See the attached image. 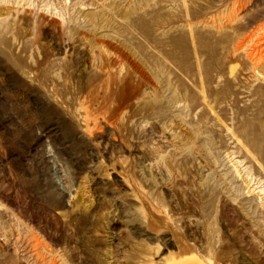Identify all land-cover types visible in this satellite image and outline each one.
<instances>
[{
	"label": "rangeland",
	"instance_id": "rangeland-1",
	"mask_svg": "<svg viewBox=\"0 0 264 264\" xmlns=\"http://www.w3.org/2000/svg\"><path fill=\"white\" fill-rule=\"evenodd\" d=\"M263 167L264 0H0V264H264Z\"/></svg>",
	"mask_w": 264,
	"mask_h": 264
},
{
	"label": "bare ground",
	"instance_id": "bare-ground-1",
	"mask_svg": "<svg viewBox=\"0 0 264 264\" xmlns=\"http://www.w3.org/2000/svg\"><path fill=\"white\" fill-rule=\"evenodd\" d=\"M190 21V20H189ZM104 23H105V25H103L104 26V28L106 27H112V22H110V19H108L107 18V20H104ZM196 23V22H195ZM194 21H193V23L191 22L190 24H189V27H191V26H194ZM103 24V23H102ZM101 28H102V26H100ZM99 27V28H100ZM108 29V28H107ZM190 31H191V39H192V42H193V44H195V39H196V37H195V35H194V31H193V29L192 28H190L189 29ZM189 31V32H190ZM193 31V32H192ZM131 35V34H130ZM108 36V35H107ZM200 38V37H199ZM133 42V41H132ZM198 42V41H197ZM111 43V42H110ZM108 45V44H107ZM111 45V44H110ZM112 46V45H111ZM111 48V47H110ZM117 48H119V47H117ZM93 49V48H92ZM200 52V51H199ZM96 54V53H95ZM122 54V53H121ZM139 54V53H138ZM193 56H194V60H195V64L196 65H198V63H199V57H198V53H197V49H196V47H193ZM128 55V54H127ZM170 56H171V59H172V61L173 62H175L174 60V57H173V55L172 54H169ZM94 57V56H93ZM109 57V56H108ZM130 57V56H129ZM129 57H126V58H129ZM36 58V57H35ZM153 58H150V60H152ZM94 61L95 62H97V64H98V69L102 72V73H104L107 69H108V67L109 66H111V64L113 63V60L111 59V58H105L104 56H103V53H101V51H99L98 50V53H97V55H96V57H94ZM130 62V61H129ZM40 63H42V61L40 62ZM133 63V62H132ZM131 63V64H132ZM135 63V62H134ZM130 64V65H131ZM146 64V63H145ZM110 68V67H109ZM131 68H133L132 70H131V72H129L128 73V75L127 76H125L124 78H123V80L121 81V82H116L115 83V85H117L116 86V89H115V91L114 92H104V94H103V97H102V101H99L98 100V93L97 92H95V89H89L88 91H86L85 93H83L82 94V98H80V99H77V100H79V106H80V108H82V109H84V111H85V113H86V115H85V117H83V121L84 122H86V123H90L91 121H92V123H97L98 122V120H99V116H94V117H92L91 116V113L93 112V111H99V110H101V112L102 111H104V112H102L101 113V119L102 120H104L105 122H107V123H117V121L119 120V114L123 111V110H125V109H127V108H129V107H131L132 105H133V101H134V99L137 97V95L140 93V90H141V86H142V84H144L145 82H148V81H151V78H150V76L148 75V73H147V70L145 69V66L142 64V63H136V64H134L133 66H131ZM197 68H198V66H197ZM233 69V68H232ZM50 71V70H49ZM233 71V70H232ZM44 72V71H43ZM55 73V72H54ZM134 73L136 74V78L134 77ZM43 75V74H42ZM112 75V74H111ZM194 75H195V73H194ZM200 76V75H199ZM88 81H86L85 83H82L81 82V85H83V87H85V88H87V87H91V86H93V82L94 81H92V80H90V79H87ZM117 80V79H116ZM114 81V80H113ZM73 83V82H72ZM165 83H167L168 84V88H170V85L172 84V83H170V81H169V79H167V81H165ZM73 86V85H72ZM111 87V86H110ZM167 88V89H168ZM76 97V96H75ZM172 100L174 101V103L175 104H178L179 102H180V100L177 98V92H175V90H174V92L172 93ZM104 101H106V103H104ZM105 105H106V107H105ZM96 107V108H95ZM106 109H105V108ZM143 107H145V106H143ZM245 144V143H244ZM248 147V146H247ZM246 148V147H245ZM244 148V149H245ZM186 149V148H185ZM211 150V152H212V149H210ZM246 151H248L249 150V152L251 151L250 149H249V147L248 148H246L245 149ZM249 152H247V153H249ZM254 154H255V156H256V153H254L253 152V156H254ZM250 155V154H249ZM212 156H213V154H212ZM217 157V156H216ZM215 157V158H216ZM256 157H259V156H256ZM182 158V157H181ZM216 159H218V158H216ZM256 159V158H255ZM259 159V158H258ZM260 160V159H259ZM184 161V160H183ZM217 161V160H216ZM261 161V160H260ZM259 161V162H260ZM257 161H255L254 163H256ZM261 163V162H260ZM257 164V163H256ZM263 164V163H262ZM186 165V164H185ZM190 165V164H189ZM258 165V164H257ZM263 165H261L260 167H262ZM264 168V167H263ZM249 169H247V171H248ZM251 170V169H250ZM262 170V169H261ZM252 172V171H251ZM248 174V173H247ZM251 173H250V171H249V175H250ZM249 178V177H248ZM252 178H253V175H252ZM251 180V179H250ZM243 182H244V180H242ZM207 182V181H206ZM205 182V183H206ZM207 184V183H206ZM210 184V183H209ZM245 184V183H244ZM188 185L190 186L189 188H191V184H189L188 183ZM207 186V185H206ZM246 186V185H245ZM244 186V187H245ZM204 187H205V185H204ZM226 188V187H225ZM205 189V188H204ZM239 189V188H238ZM245 189V188H244ZM191 190V189H190ZM210 190H211V188H210ZM261 191H264V189H262ZM215 192V191H214ZM204 194V193H203ZM202 196V195H201ZM210 196V195H209ZM213 196V195H212ZM203 197V196H202ZM204 198V197H203ZM209 199V198H208ZM212 199H214V197L212 198ZM215 200V199H214ZM214 200H213V202H214ZM259 200H261V199H258V202H256V204L257 203H259ZM163 201V200H162ZM205 201V200H204ZM208 201V200H207ZM262 202L264 201V200H261ZM260 201V203H262ZM169 203V202H168ZM255 203V202H254ZM264 203V202H263ZM170 204V203H169ZM209 204H210V202H209ZM216 204V203H215ZM247 204H249V203H247ZM165 205V204H164ZM261 205V204H260ZM166 206V205H165ZM205 206V205H204ZM203 206V207H204ZM207 206V205H206ZM213 206V205H212ZM215 206V205H214ZM242 206V205H241ZM248 206V205H247ZM246 207V206H245ZM257 207H258V205H257ZM208 208H209V206H208ZM256 208V207H255ZM262 208H263V206H262ZM262 208H260V209H262ZM204 210H205V208H204ZM241 210V209H240ZM244 210V209H243ZM242 210V211H243ZM247 210V209H246ZM251 210V209H250ZM249 210V211H250ZM256 210V209H255ZM213 211V210H212ZM211 211V212H212ZM251 211H253V210H251ZM257 211V210H256ZM247 212V211H246ZM245 212V213H246ZM261 212V211H260ZM205 213H206V211H205ZM204 213V214H205ZM209 213V212H208ZM252 213V212H251ZM259 213V212H258ZM262 213V212H261ZM263 213H264V211H263ZM254 214V213H253ZM205 215H207V213L205 214ZM204 215V216H205ZM255 215V214H254ZM261 215H263V214H261ZM207 216H210L209 214L207 215ZM206 216V217H207ZM246 216V215H245ZM252 216V215H251ZM192 217V216H191ZM205 218V217H204ZM219 218V217H218ZM207 220H208V218H207ZM220 220V219H219ZM205 221V220H204ZM221 221V220H220ZM258 220L256 219V222H257ZM197 222V221H196ZM259 222V221H258ZM257 222V223H258ZM210 224H212V226L214 225L213 223H210ZM216 224H217V222H216ZM208 226V225H207ZM212 226H210V228L212 227ZM215 226V225H214ZM255 226H257V225H255ZM260 226V225H259ZM216 227L217 226H215V228L214 229H216ZM208 228V227H207ZM259 228V227H258ZM262 228V227H261ZM187 229V228H186ZM208 230V229H207ZM198 231V230H197ZM209 231H211V230H209ZM216 231H217V229H216ZM226 231V230H225ZM262 231V230H261ZM186 232V231H185ZM213 232V231H212ZM187 233V232H186ZM197 233V232H196ZM211 233V232H210ZM188 234V233H187ZM206 235V234H205ZM216 235H218V234H216ZM221 236H223V233L221 234ZM220 236V237H221ZM219 237V236H218ZM219 237V238H220ZM219 238H218V241H219ZM216 239V238H215ZM217 240V239H216ZM224 242V241H223ZM212 244V243H211ZM214 244H212V246H213ZM224 247V246H223ZM227 247V246H226ZM216 248H217V246H216ZM67 249V248H66ZM205 249V248H204ZM204 249H201V251L202 250H204ZM222 249V248H221ZM226 249V248H225ZM234 250H236V249H234ZM224 251H226V250H224ZM223 251V252H224ZM205 252V251H204ZM219 252H222L221 250L219 251ZM222 252V253H223ZM229 253H231V252H229ZM228 253V254H229ZM68 254V253H67ZM206 254V253H205ZM214 254V253H213ZM227 254V253H226ZM233 254V252L231 253V255ZM206 255H208V254H206ZM218 256V255H217ZM216 256V257H217ZM229 256V255H228ZM233 256V255H232ZM235 256V255H234ZM66 257V256H65ZM215 257V256H214ZM221 257H224V256H222L221 255ZM228 258V257H227ZM204 259V258H203ZM216 259V258H215ZM219 259V258H218ZM229 259V258H228ZM219 260H221V259H219ZM233 261V260H232ZM74 262V261H73ZM206 262V261H205ZM219 263V262H218ZM233 264V263H232Z\"/></svg>",
	"mask_w": 264,
	"mask_h": 264
},
{
	"label": "crops",
	"instance_id": "crops-1",
	"mask_svg": "<svg viewBox=\"0 0 264 264\" xmlns=\"http://www.w3.org/2000/svg\"><path fill=\"white\" fill-rule=\"evenodd\" d=\"M185 264H201V263H199V262H194V261H192V260H188V261H186V262H184Z\"/></svg>",
	"mask_w": 264,
	"mask_h": 264
}]
</instances>
